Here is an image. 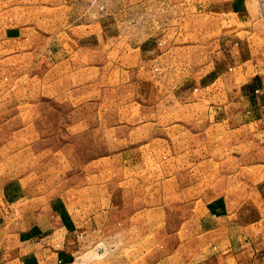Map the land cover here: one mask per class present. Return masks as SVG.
I'll use <instances>...</instances> for the list:
<instances>
[{"label":"rangeland","instance_id":"1","mask_svg":"<svg viewBox=\"0 0 264 264\" xmlns=\"http://www.w3.org/2000/svg\"><path fill=\"white\" fill-rule=\"evenodd\" d=\"M185 10L0 0V264H183L263 213L264 133L196 95Z\"/></svg>","mask_w":264,"mask_h":264},{"label":"crops","instance_id":"2","mask_svg":"<svg viewBox=\"0 0 264 264\" xmlns=\"http://www.w3.org/2000/svg\"><path fill=\"white\" fill-rule=\"evenodd\" d=\"M185 7L191 24L185 48L197 47L199 57L207 49L202 70L213 71L204 77L214 78L205 83L206 93L202 89L196 95L224 100L236 117H244L264 133V0H185ZM211 235L212 244L185 256L182 263L264 264V211L254 218L220 221ZM36 239L33 236L31 243ZM23 243L30 244L29 238ZM38 253L45 257L48 250Z\"/></svg>","mask_w":264,"mask_h":264}]
</instances>
